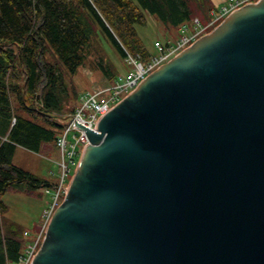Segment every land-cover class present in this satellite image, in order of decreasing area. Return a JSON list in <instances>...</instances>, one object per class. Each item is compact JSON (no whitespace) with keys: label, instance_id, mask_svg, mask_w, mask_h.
Wrapping results in <instances>:
<instances>
[{"label":"water","instance_id":"water-1","mask_svg":"<svg viewBox=\"0 0 264 264\" xmlns=\"http://www.w3.org/2000/svg\"><path fill=\"white\" fill-rule=\"evenodd\" d=\"M76 125L90 143L31 264H264V0Z\"/></svg>","mask_w":264,"mask_h":264},{"label":"trees","instance_id":"trees-1","mask_svg":"<svg viewBox=\"0 0 264 264\" xmlns=\"http://www.w3.org/2000/svg\"><path fill=\"white\" fill-rule=\"evenodd\" d=\"M217 7L214 0H0V264H20L39 234L41 219L30 235L6 217L3 196L50 185L13 160L19 147L56 146L63 125L54 115L72 112L81 94L67 75L90 62L113 83L132 65L129 56L148 61L155 54L137 30L148 14L168 27L192 29L195 18L208 25Z\"/></svg>","mask_w":264,"mask_h":264},{"label":"built area","instance_id":"built-area-1","mask_svg":"<svg viewBox=\"0 0 264 264\" xmlns=\"http://www.w3.org/2000/svg\"><path fill=\"white\" fill-rule=\"evenodd\" d=\"M255 0H227V2L212 12L214 19L203 25L196 18L192 29L183 26L180 29V37L167 44L156 42L157 52L148 61H141L129 56L128 61L133 68L126 74H119L112 84L96 86L85 90L80 95L79 104L76 109L69 114L80 124L93 130H97L98 122L103 115L109 112L125 96L129 95L148 75L153 73L161 65L169 61L176 54L194 43L201 35L207 32L210 26H214L225 19L228 15L239 9L243 5ZM76 120L71 119L67 126H64L62 133L57 139L59 158L57 164L59 174L52 185L53 190L47 189L51 193V200L42 213L41 232L36 240L28 244L26 252L20 258V264H31L42 242L43 233L46 231L56 208L67 193V188L73 178L78 161L90 143L87 128L76 125ZM71 135V139H69Z\"/></svg>","mask_w":264,"mask_h":264},{"label":"rangeland","instance_id":"rangeland-1","mask_svg":"<svg viewBox=\"0 0 264 264\" xmlns=\"http://www.w3.org/2000/svg\"><path fill=\"white\" fill-rule=\"evenodd\" d=\"M214 2L217 6H221L225 4L227 0H214ZM147 18L146 25H138L137 30L143 42L151 52L156 53L157 51L155 47L156 41L166 42L167 40H174L180 37L181 33L179 29L164 25L154 15L148 14ZM207 33L209 32L203 35ZM108 50L113 57L111 49L108 48ZM51 58L53 60V57ZM117 60L118 58H116V62ZM132 67V65H124V68L119 74L128 73ZM66 78L70 84H74L81 92L96 86L105 85L106 82L104 76L99 71L92 68L90 62L85 67L81 68L76 75H67ZM40 100L41 99H39V101ZM67 113L69 114L70 110L67 111ZM71 138L70 135L69 139ZM58 158L59 151L55 144L51 142L45 145L40 152H33L19 147L13 161L22 168L52 182L56 180L59 174V167L57 164ZM51 190H53V188H51ZM3 199L9 206L6 217L21 224L31 235L34 233L35 229H37V225L42 218V212L51 200V194L46 191V187L37 188L32 194L19 193L11 189L3 196ZM40 228L39 233L41 232Z\"/></svg>","mask_w":264,"mask_h":264},{"label":"bare ground","instance_id":"bare-ground-1","mask_svg":"<svg viewBox=\"0 0 264 264\" xmlns=\"http://www.w3.org/2000/svg\"><path fill=\"white\" fill-rule=\"evenodd\" d=\"M249 3H253V2H249ZM198 39H199V38H198ZM185 49H186V48H185ZM167 62H168V61H167ZM135 89H136V88H135ZM133 91H134V90H133ZM101 118H102V117H101ZM99 121H100V120H99ZM98 124H99V122H98ZM82 155H83V154H82ZM81 157H82V156H81ZM80 159H81V158H80ZM72 179H73V178H72ZM60 204H61V203H60ZM60 204H59V205H60ZM59 205H58V206H59ZM45 233H46V231L43 233L44 236H45ZM44 236H43V237H44ZM43 237H42V238H43ZM42 240H43V239H42ZM41 243H42V242H41ZM40 245H41V244H40Z\"/></svg>","mask_w":264,"mask_h":264}]
</instances>
